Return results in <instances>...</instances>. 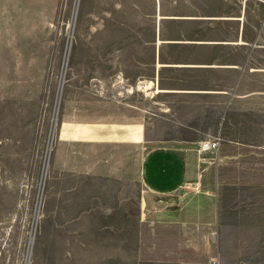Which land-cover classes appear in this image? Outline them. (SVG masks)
I'll list each match as a JSON object with an SVG mask.
<instances>
[{
	"label": "crops",
	"instance_id": "obj_1",
	"mask_svg": "<svg viewBox=\"0 0 264 264\" xmlns=\"http://www.w3.org/2000/svg\"><path fill=\"white\" fill-rule=\"evenodd\" d=\"M110 1L126 3V33L141 35L117 47L137 69L126 68L132 89L109 113L61 123L54 167L70 170L62 226L68 237L126 226L139 264L216 254L241 264L242 241L210 237L208 227L220 208L213 192L262 191L264 0ZM215 139L201 161V142Z\"/></svg>",
	"mask_w": 264,
	"mask_h": 264
},
{
	"label": "rangeland",
	"instance_id": "obj_2",
	"mask_svg": "<svg viewBox=\"0 0 264 264\" xmlns=\"http://www.w3.org/2000/svg\"><path fill=\"white\" fill-rule=\"evenodd\" d=\"M119 4L0 0V264H139L138 237H126V226H103L104 237H68L62 214L70 170L54 167L61 123L101 118L132 89L126 68L137 67L118 58L117 47L141 35L126 33V3ZM262 117L264 154V106ZM68 158L60 162L70 167ZM262 167L261 192L247 184V193L222 200L212 193L220 208L209 235L241 240V264H264Z\"/></svg>",
	"mask_w": 264,
	"mask_h": 264
},
{
	"label": "built area",
	"instance_id": "obj_3",
	"mask_svg": "<svg viewBox=\"0 0 264 264\" xmlns=\"http://www.w3.org/2000/svg\"><path fill=\"white\" fill-rule=\"evenodd\" d=\"M218 148H219V140L218 139L202 141L200 144V148H199V155H200L201 161H203V162L210 161L211 159H209L206 156V153L208 151L216 150ZM181 264H223V262H222V259L220 258V256H215V257H211L210 259H208L205 262L184 261Z\"/></svg>",
	"mask_w": 264,
	"mask_h": 264
},
{
	"label": "bare ground",
	"instance_id": "obj_4",
	"mask_svg": "<svg viewBox=\"0 0 264 264\" xmlns=\"http://www.w3.org/2000/svg\"><path fill=\"white\" fill-rule=\"evenodd\" d=\"M13 29V28H12Z\"/></svg>",
	"mask_w": 264,
	"mask_h": 264
}]
</instances>
